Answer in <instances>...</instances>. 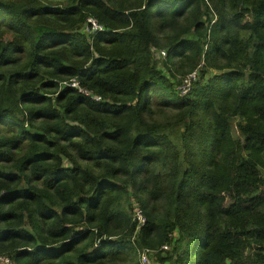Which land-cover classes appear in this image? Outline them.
I'll return each instance as SVG.
<instances>
[{
  "label": "trees",
  "instance_id": "1",
  "mask_svg": "<svg viewBox=\"0 0 264 264\" xmlns=\"http://www.w3.org/2000/svg\"><path fill=\"white\" fill-rule=\"evenodd\" d=\"M143 249L264 264V0H0V264Z\"/></svg>",
  "mask_w": 264,
  "mask_h": 264
},
{
  "label": "built area",
  "instance_id": "2",
  "mask_svg": "<svg viewBox=\"0 0 264 264\" xmlns=\"http://www.w3.org/2000/svg\"><path fill=\"white\" fill-rule=\"evenodd\" d=\"M90 22L93 25V29H97L98 26L95 24V22H93L92 20ZM164 56H165V52L164 51H160L157 54V58L158 59H160L161 57H164ZM197 77H198L197 70H195L192 73H189L188 75L183 77L182 80H181V83L177 87L178 94L180 96L187 95L188 92L191 90L192 85H193L194 81L197 79ZM137 209H139V208L138 207H134L133 219L137 222V224H138L137 225V229H139V227L142 226L145 223V218L142 216L141 211H139V213L136 216V210ZM150 253L152 254V251H150ZM141 261L143 263L147 262V260H146L144 255L141 256ZM0 262L8 263V260L0 257Z\"/></svg>",
  "mask_w": 264,
  "mask_h": 264
},
{
  "label": "rangeland",
  "instance_id": "3",
  "mask_svg": "<svg viewBox=\"0 0 264 264\" xmlns=\"http://www.w3.org/2000/svg\"><path fill=\"white\" fill-rule=\"evenodd\" d=\"M159 62H161L162 63V61H163V59H159L158 60ZM211 71V70H210ZM209 75V74H208ZM139 209H137L136 210V216H137V214L139 213ZM139 253H140V257L138 256V262H139V264H159V262L157 261V259H156V256H154V254L153 255H151V253H150V251L148 250V249H143V250H139ZM142 255H144L145 256V258H146V260H147V262L146 263H143L142 261H141V256ZM165 254H163V256H164ZM163 264H168V263H163Z\"/></svg>",
  "mask_w": 264,
  "mask_h": 264
},
{
  "label": "clouds",
  "instance_id": "4",
  "mask_svg": "<svg viewBox=\"0 0 264 264\" xmlns=\"http://www.w3.org/2000/svg\"><path fill=\"white\" fill-rule=\"evenodd\" d=\"M166 55V54H165ZM165 57V56H164ZM164 57H161L160 59H163ZM159 60V59H158Z\"/></svg>",
  "mask_w": 264,
  "mask_h": 264
}]
</instances>
